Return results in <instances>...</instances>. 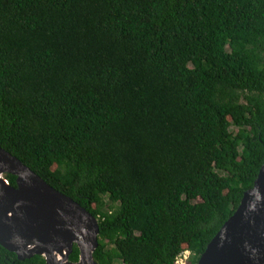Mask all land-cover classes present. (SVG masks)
<instances>
[{"label": "trees", "instance_id": "1", "mask_svg": "<svg viewBox=\"0 0 264 264\" xmlns=\"http://www.w3.org/2000/svg\"><path fill=\"white\" fill-rule=\"evenodd\" d=\"M0 146L94 214L98 264H195L264 158V0H0Z\"/></svg>", "mask_w": 264, "mask_h": 264}, {"label": "water", "instance_id": "2", "mask_svg": "<svg viewBox=\"0 0 264 264\" xmlns=\"http://www.w3.org/2000/svg\"><path fill=\"white\" fill-rule=\"evenodd\" d=\"M5 171L15 174V185ZM98 231L94 214L0 146L1 245L19 259L42 254L44 264H98L92 256ZM73 243L79 248L76 260L68 258ZM195 264H264V158Z\"/></svg>", "mask_w": 264, "mask_h": 264}, {"label": "built area", "instance_id": "3", "mask_svg": "<svg viewBox=\"0 0 264 264\" xmlns=\"http://www.w3.org/2000/svg\"><path fill=\"white\" fill-rule=\"evenodd\" d=\"M174 262L175 264H189L187 252L183 251L177 254Z\"/></svg>", "mask_w": 264, "mask_h": 264}, {"label": "rangeland", "instance_id": "4", "mask_svg": "<svg viewBox=\"0 0 264 264\" xmlns=\"http://www.w3.org/2000/svg\"><path fill=\"white\" fill-rule=\"evenodd\" d=\"M228 126L230 129H234V127L232 126V124L230 123V121L228 120ZM7 171L3 172L2 175L4 176V174L6 173ZM107 201V200H106ZM97 219V218H96ZM79 249V248H78ZM115 264H125L124 262H122V260L119 258V257H115Z\"/></svg>", "mask_w": 264, "mask_h": 264}, {"label": "bare ground", "instance_id": "5", "mask_svg": "<svg viewBox=\"0 0 264 264\" xmlns=\"http://www.w3.org/2000/svg\"><path fill=\"white\" fill-rule=\"evenodd\" d=\"M185 251L187 252V254H188V259H189L190 251H189V250H185ZM57 256L60 257L61 255L58 254Z\"/></svg>", "mask_w": 264, "mask_h": 264}]
</instances>
